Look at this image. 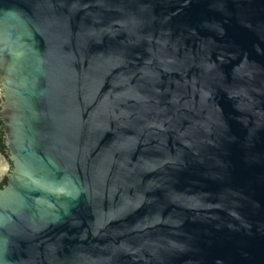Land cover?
Returning <instances> with one entry per match:
<instances>
[{
    "label": "water",
    "instance_id": "obj_1",
    "mask_svg": "<svg viewBox=\"0 0 264 264\" xmlns=\"http://www.w3.org/2000/svg\"><path fill=\"white\" fill-rule=\"evenodd\" d=\"M0 264H264V0H0Z\"/></svg>",
    "mask_w": 264,
    "mask_h": 264
},
{
    "label": "flooded vegetation",
    "instance_id": "obj_2",
    "mask_svg": "<svg viewBox=\"0 0 264 264\" xmlns=\"http://www.w3.org/2000/svg\"><path fill=\"white\" fill-rule=\"evenodd\" d=\"M0 102H1V98H0ZM3 128H4V125H3L1 118H0V156L4 157L6 159L7 164H8V168H9V172L11 173V171L13 170V163L10 160V154H9V150L6 146ZM8 173L6 175H4L3 177H0V190H2L8 183V176H7Z\"/></svg>",
    "mask_w": 264,
    "mask_h": 264
},
{
    "label": "rangeland",
    "instance_id": "obj_3",
    "mask_svg": "<svg viewBox=\"0 0 264 264\" xmlns=\"http://www.w3.org/2000/svg\"><path fill=\"white\" fill-rule=\"evenodd\" d=\"M9 172L7 161L4 157L0 156V177H3Z\"/></svg>",
    "mask_w": 264,
    "mask_h": 264
}]
</instances>
